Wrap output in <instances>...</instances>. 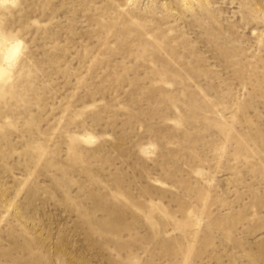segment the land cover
I'll return each mask as SVG.
<instances>
[{
  "label": "rangeland",
  "instance_id": "obj_1",
  "mask_svg": "<svg viewBox=\"0 0 264 264\" xmlns=\"http://www.w3.org/2000/svg\"><path fill=\"white\" fill-rule=\"evenodd\" d=\"M0 30V264H264V0H4Z\"/></svg>",
  "mask_w": 264,
  "mask_h": 264
},
{
  "label": "clouds",
  "instance_id": "obj_2",
  "mask_svg": "<svg viewBox=\"0 0 264 264\" xmlns=\"http://www.w3.org/2000/svg\"><path fill=\"white\" fill-rule=\"evenodd\" d=\"M4 2V0H0V4H2ZM19 0H9V3L12 6H15L16 4H18ZM14 39L13 34H9L5 31L0 30V43H3L5 41L8 42H12ZM15 51V49H11L8 53L9 57L12 55V53Z\"/></svg>",
  "mask_w": 264,
  "mask_h": 264
},
{
  "label": "bare ground",
  "instance_id": "obj_3",
  "mask_svg": "<svg viewBox=\"0 0 264 264\" xmlns=\"http://www.w3.org/2000/svg\"><path fill=\"white\" fill-rule=\"evenodd\" d=\"M11 49H15V51L12 53V55L9 57L8 53ZM17 52V46H10L6 55H5V60H10ZM3 71L0 69V77H2Z\"/></svg>",
  "mask_w": 264,
  "mask_h": 264
}]
</instances>
